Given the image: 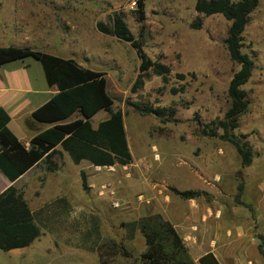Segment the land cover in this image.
Instances as JSON below:
<instances>
[{
  "label": "rangeland",
  "instance_id": "374dc122",
  "mask_svg": "<svg viewBox=\"0 0 264 264\" xmlns=\"http://www.w3.org/2000/svg\"><path fill=\"white\" fill-rule=\"evenodd\" d=\"M133 1L138 2L0 0L1 33L18 28L42 32L37 48L74 56L84 66L107 73L113 108L125 115L133 155L132 164L125 167L87 168L85 161L87 192L82 187L81 168L67 155L64 187L70 192L69 205L44 209L40 229L45 235L26 249H0V264H100L96 253L100 235L111 238L114 233L116 243L123 244L131 257L117 254L107 260L108 264H146L140 257L144 236L139 233L129 240L123 224L155 213L176 225L183 214L194 215L191 225L198 229L190 225L182 233L189 247L199 246L198 254L213 249L221 264H254V254H258L256 264H264L258 250L264 242V0L251 14L243 34L242 51L252 57L254 67L252 77L242 86L249 106L233 133L244 136L253 147V163L245 168L236 148L220 137L224 135L222 129L218 137L203 133L208 125L222 120L232 105L229 85L241 66L231 59L225 43L231 23L223 15L197 13L198 0H144L146 20L140 24L138 3L132 8ZM114 13L124 15L136 38L145 27L146 52L172 68L168 84L152 74L143 89L132 91L139 74L137 51L130 43L97 28L99 22L108 24ZM199 18L201 28H191ZM82 46L89 49L90 61L82 59ZM23 61L31 65V80L42 85L44 71L39 60L27 57ZM23 61L7 65V69L21 66ZM177 74L187 75L186 80L180 81ZM172 88L184 90L173 94ZM133 101L173 109L175 114L168 117L171 121L156 115L142 116L128 104ZM108 118L109 113L101 111L92 123L96 126ZM0 176L1 190L9 180L1 171ZM39 176L42 178L40 174L35 178L29 175L18 186L27 185L28 192L32 191ZM240 184H244L242 200L252 210L235 200ZM59 187L62 185L47 177L42 195L35 201L49 203ZM170 187L206 190L208 194L186 201L174 195Z\"/></svg>",
  "mask_w": 264,
  "mask_h": 264
},
{
  "label": "trees",
  "instance_id": "16d2710c",
  "mask_svg": "<svg viewBox=\"0 0 264 264\" xmlns=\"http://www.w3.org/2000/svg\"><path fill=\"white\" fill-rule=\"evenodd\" d=\"M137 19L140 24L146 20L145 2L138 0ZM260 0H198L195 10L206 17L223 15L229 21L230 27L225 41L231 59L241 66L229 85V97L232 105L224 118L207 126L204 135L218 137V130L222 129V139L231 143L242 159V166L249 167L253 163L254 150L244 136L233 132L239 128L241 116L247 111L249 101L247 93L242 89L252 77L254 62L249 54L243 53L244 32L250 22L251 14L256 10ZM202 20L199 18L191 24V28L200 29ZM98 30L122 41H126L137 51L140 65L139 74L133 84L135 93L143 89L146 80L153 74L162 78L168 84L172 75V68L151 58L145 50V27L142 26L139 38L131 32L125 17L121 13H114L109 17L108 24L99 22ZM35 57L43 67L49 86L59 88L48 103L37 109L33 117L40 122L53 124V127L39 133L30 142L28 148L9 127L11 117L0 107V171L15 182L22 175L41 162L47 165L50 172L58 170V164L53 161L57 153L56 147L61 145L69 153L76 165L82 161H89L95 167L110 168L116 165L129 166L133 162L122 110H114V100L108 91L107 73L81 66L73 59L63 58L30 47H0L1 65ZM180 81H185L187 75L177 74ZM184 90V88H182ZM172 88L173 94L183 91ZM142 116L156 115L171 121L169 116L175 110L154 108L150 104L140 101L128 102ZM101 110L110 114V118L93 126L92 118ZM77 114L83 118L73 119ZM82 187L89 190L88 176L81 172ZM172 193L184 200H194L207 195L206 191L179 190L170 187ZM244 184L238 186L236 202L252 210V207L242 200ZM60 201H58L59 203ZM128 239H134L140 231L145 239L147 250L141 254L146 264H196L190 255L184 239L175 226L163 218L161 214L141 217L139 220L123 224ZM41 231L34 213L30 208L24 193L11 185L0 191V249L9 252L16 249L30 247L39 237ZM260 254L264 257V242L258 245ZM101 264H108L107 260L117 254L131 257L123 244L106 240L99 248ZM199 264H220L213 253H208L199 259Z\"/></svg>",
  "mask_w": 264,
  "mask_h": 264
},
{
  "label": "crops",
  "instance_id": "0c3cea01",
  "mask_svg": "<svg viewBox=\"0 0 264 264\" xmlns=\"http://www.w3.org/2000/svg\"><path fill=\"white\" fill-rule=\"evenodd\" d=\"M42 37H43L42 32L37 33L35 30L27 31V30H22L19 28L14 30V31L7 32V34L0 32V47H9V46L30 47V48L35 49V50L44 51V52L51 53V54H54V55H57V56H60L63 58H67V59H73V60L78 62V60L74 56H64V55H61V54L56 53V52H52V51L49 52V51H45L44 49L37 48L36 43L41 42L43 40ZM30 39H33V42ZM83 46L81 48L82 53L80 55H82V59L84 61H86V62L90 61V59H91L89 56L90 51L88 48H87L88 49L87 50ZM64 49L61 50L63 53L65 51ZM69 51H71V50H69ZM23 60H25V59H23ZM23 60H16V61L8 62V63L1 65V67H0V107L4 108L9 113V115L11 117V121L9 123V127L11 128V130L16 134L18 139L24 145H26L29 148L31 140L36 135H38L39 133H41V132H43V131L51 128V127H53V124L43 123V122L37 121L33 117V113L37 109H39L40 107H42L43 105L48 103L56 94H58L59 88L57 86L51 87L48 85V83L46 81L45 73H44V82L42 85L37 84L36 80H31V78H30V66L31 65H25V62ZM18 61H23L21 66H13L12 68L7 69V67H8L7 65H10L12 63H13V65H16L15 63ZM79 64L85 68L93 69V68L84 66L82 63H79ZM42 69H43V67H42ZM93 70H96V69H93ZM97 71H99V70H97ZM101 111H104V110H101ZM101 111H99V112H101ZM80 118H83L80 114H77L73 117V119H80ZM109 118H110V114H109ZM103 121H105V120H103ZM99 123L96 126H94V125L93 126L97 127L99 125ZM124 124H125V115H124ZM35 125H37V126H35ZM56 151H57V153L53 156V161L58 164V170L56 172L48 171L47 165L44 162H41L40 164H38L37 166L33 167L28 172H26L24 175H22L15 182L12 183L9 180L8 184H5L2 187V189L0 190V191H4L7 187H9L11 185H14L18 189H20L24 193L25 199L28 201L30 208L32 209V211L34 213L35 220H36L39 227H40V223L42 222L43 218H45V215L43 213L44 209H46V208L48 209L50 206L56 205V204H62L63 206L69 205L68 200H69L70 192L66 191V188L64 187V182H65L64 179H65L66 175L68 174L65 171V169H66L67 162L69 161L68 156H67V155H69V153L67 151H65L61 145H58L56 147ZM69 157L71 158L70 155H69ZM71 160H72V158H71ZM87 162L89 163V164H87V168L92 167V166L95 167L89 161H87ZM73 163H74V161H73ZM77 166H79L81 168L79 170L80 176H81L82 171H85L87 176H88L86 169H84L85 161H82ZM117 166L118 165H116L115 167H117ZM95 168H100V167H95ZM110 168H114V167H110ZM38 174L42 175V178H40V176H39V179H37L38 182H36L37 185H36L34 190L28 192V186L27 185H22V187L18 186L19 183L22 180H24L27 176L30 175L31 177L35 178ZM47 177H52L60 185H62V187H59L60 190L55 195V197H52L53 198L52 201H50L47 204L40 205L39 203H37L35 201V199H38L41 197L42 190L45 188V185H46ZM0 179H2L1 176H0ZM81 181H82V178H81ZM38 189H40V191H38ZM198 191H206V190H198ZM168 200H170V199L168 198ZM58 201H60V202L58 203ZM186 201H192V200H186ZM193 213H195V212H193ZM155 214H161V213H155ZM149 215H154V214H149ZM145 216H148V215H145ZM142 217H144V216H142ZM194 218H195L194 215H192V214L186 215V213H185L182 215L181 221L177 225L173 224L171 222L175 226V228L177 229V231L179 232L181 237L184 239V241H185V237H183L182 231L183 232L186 231L187 227H189L192 224L191 221ZM139 219H137V220H139ZM166 220L169 221L168 219H166ZM191 226L193 228L198 229V227L196 225H191ZM40 231H41V229H40ZM139 233H141V232L139 231L138 233H136L134 239L137 238ZM126 234H127V232H126ZM44 235H45V233H43L41 231L40 237L38 239H40L41 236H44ZM116 237H117L116 233H114L113 237H111V238H108V236H101L100 235L101 239H100V242L98 243V247L96 248V250H97L96 253L98 255L99 260H100L99 250H98L99 246L102 243H104L107 239H110V241H115L114 239H116ZM134 239H131V240H134ZM115 243H116V241H115ZM187 247L189 248L190 255L196 264H199V259L208 253H213L215 255V257L217 258V260L219 261V263L221 264L219 257L216 255V253L213 249L205 251L202 254H198L199 253V250H198L199 246L198 247H195V246L189 247L187 245ZM24 249H26V248H24ZM146 250H147V245H146V239H145L144 251L142 253L146 252ZM240 252L242 254L241 257L245 260L246 259L245 258L246 257L245 252H243L242 250ZM257 255L258 254H254V261H255L254 264H256V261H257L256 259L260 260V256L257 257ZM112 258H114V257H112ZM100 264H101V260H100ZM246 264H248V263L246 262ZM251 264H253V263H251Z\"/></svg>",
  "mask_w": 264,
  "mask_h": 264
},
{
  "label": "built area",
  "instance_id": "2783aa9c",
  "mask_svg": "<svg viewBox=\"0 0 264 264\" xmlns=\"http://www.w3.org/2000/svg\"><path fill=\"white\" fill-rule=\"evenodd\" d=\"M136 6H137V2H136V1H133L132 4H131V7H132V8H135ZM142 198H143V196L140 197V200H141ZM114 205H115L116 207H119L120 204H119L118 202H116V203H114Z\"/></svg>",
  "mask_w": 264,
  "mask_h": 264
}]
</instances>
